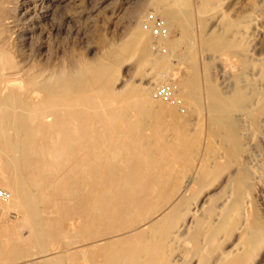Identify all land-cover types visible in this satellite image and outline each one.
Segmentation results:
<instances>
[{
    "label": "bare ground",
    "instance_id": "obj_1",
    "mask_svg": "<svg viewBox=\"0 0 264 264\" xmlns=\"http://www.w3.org/2000/svg\"><path fill=\"white\" fill-rule=\"evenodd\" d=\"M74 1L16 0L12 10L21 20L23 39L31 36L39 18H52L58 9L66 5L70 12L69 8ZM8 2L9 0H0V189L8 193L6 203L0 205V216L8 211L15 216L14 219L0 224V264H7L12 260L16 261L11 264H28L27 261L33 263L35 258H38L35 264L81 262L78 252L68 251L71 242L62 245L59 240L62 234L72 229L71 224L69 227L64 226L65 219L60 214L54 218L43 216L44 209L41 205L48 203H59L62 209L59 207L57 211L69 212L81 218L83 225L76 228L75 232L81 231L84 240L95 234L119 232L98 239L99 243L92 245L90 251L87 248L82 251V254H99L103 258L101 264H172L168 262L170 246L180 236L188 212L192 209L186 205L183 207L182 200L178 203L174 201L180 200L182 193L188 190L189 180L177 190L168 183V177L162 170L170 168L172 158L179 156L175 157L173 153L172 157H168L170 153L165 154L159 144L145 141L144 133L145 124L151 120L158 122V132H161L160 122L163 116L177 117L175 108L169 103L163 105V112L157 111L152 105V89L168 81L167 68L161 69L162 72L158 71L152 79L144 76L145 73L142 72L140 81L143 82L139 86L121 84L117 74L122 62L135 55H138L135 65L138 71L150 63L158 69V62L152 60L148 54V34L139 27L132 31L126 42L109 48L101 57L85 61H76L74 57H69L67 64L62 66L35 59L36 56L21 51L17 45L14 46V53H11L7 45L11 39L14 16L8 15ZM150 3L166 18L162 22L164 31L159 36L160 40L167 38L171 28L187 29L191 17L183 0H151ZM211 4L212 0L201 1L203 10H207ZM198 40L212 51L224 52V49L231 46L242 48L238 43L232 45L231 39L224 32L204 33ZM169 54H172L171 51ZM238 62L240 73L236 74L237 81L250 66L246 60L238 59ZM258 67L259 76L263 77L264 60ZM196 80L195 71L190 70L181 83L187 87ZM171 85L168 81L170 99L174 91L177 92ZM248 85L249 93L243 90L242 85L235 84L227 95L218 93L211 83L204 88L205 96L209 100L207 112L210 113V122L216 125L211 132L222 138V157L229 164L244 151L238 132L240 126L235 125V121L264 126V91L250 83ZM158 104L161 105L160 102ZM159 109L161 110L160 107ZM236 110L244 117L243 120L234 119L233 112ZM194 139L187 144L186 156L189 159L197 155ZM201 167L205 168L203 165ZM226 168L229 169V165ZM238 169L239 176L229 184L234 195L230 205L233 206L235 214L231 218L234 223L231 227L237 230L240 229L244 217L250 213V205L246 200L250 172L245 165ZM234 185L235 188L232 189ZM156 188L159 192L151 196L150 191ZM173 194L174 199L159 203ZM180 205L182 208L178 209ZM177 211L180 213L177 214ZM138 215L145 216L137 220ZM223 215V212L211 215V222L205 226V231L202 230V246L208 249L213 247L216 235L226 225V217L220 220ZM244 237H248L252 245L258 234L253 230ZM192 246H195L194 243ZM32 249L35 250L34 253H30ZM200 252L201 250L195 248L187 251L184 256L177 253V257L173 256V259L181 264H189L201 255ZM15 255L18 257L15 258ZM226 256H217L213 262L232 264L233 261H241L238 258L232 261ZM199 258H196V262L200 261Z\"/></svg>",
    "mask_w": 264,
    "mask_h": 264
},
{
    "label": "rangeland",
    "instance_id": "obj_2",
    "mask_svg": "<svg viewBox=\"0 0 264 264\" xmlns=\"http://www.w3.org/2000/svg\"><path fill=\"white\" fill-rule=\"evenodd\" d=\"M15 1L16 0H9L6 4L9 9L8 15L14 16L13 27L11 28V39L7 45L12 54L14 53V46L17 45L19 49L21 48V51L29 53L30 56H36L37 58L35 57V59H42V61L50 63L55 62V64L65 66L69 57H74L76 61L94 60L101 57L109 48L117 47L126 42L131 36L132 31L139 27L148 34V41L150 40V42H148L149 46L147 47L148 54L152 60L158 62V69L156 67L154 68L152 66L153 64L151 65L150 63L144 67L145 69L143 68L138 71L135 67L138 55H135L131 59H125L122 62L117 74L118 78L122 80H118L121 84L139 86L142 85L143 82L140 81L143 76L142 72L145 73L144 76L146 75L147 78L152 79L153 75L158 71L162 72V70L167 68L166 72L169 76L168 81L172 84L171 86H173V89H177V92L174 91L171 99H169L170 101L156 99L152 94V105L157 111H162L163 105L169 103L175 108L177 117L163 116L160 122L161 132H158V122L156 120H151L145 124L147 127L144 126V133L147 137V139L145 137V141L150 140L159 144L164 149L165 154L170 153L168 157H172L171 155L173 153L175 157L177 155L179 156V159L172 158L170 168H164L162 170L165 173L164 175L168 177V183L175 186V190H177L181 189L183 184L189 180L188 190L182 193V198L180 200L174 202L178 203L182 200L181 205H183V207L186 205L192 209L188 212L189 217L187 216L185 227L181 230L180 236L170 246L171 251L168 257L170 261L168 262L172 264H181L180 261H175L173 256L176 258L177 256L175 257V255L177 253L180 255L183 254L181 256H184L187 254V251L189 252L196 248L201 250L200 253L202 256L200 255V258L196 257L199 258L200 261L198 260V262H196L197 260L195 258V260L189 264H215L213 262L214 258L217 256V258H219V256L224 258L225 255H227V259L229 257V260L232 261L235 260V258L236 260L237 258L241 259V261L238 260V262L233 261L232 264H242V261L243 264H264V126H259V123L252 125L247 121H235V125L240 126L238 132L242 138L244 151L236 160L229 164L227 159L222 157V138L211 132L213 129L212 127L215 128L216 125L210 122V113L207 112L209 109V100L206 98L204 90L205 86L211 83L218 93L227 95L231 93L233 87L237 84L239 86L242 85L244 87L243 90L249 93L250 85L248 84L250 83L260 91H264V76H259L258 67L260 62L264 60V0H212V4L207 10L202 9V0H183L184 7L190 11L189 14L191 18L189 20V25L187 29L183 30L179 28L169 29L168 36L163 41L160 40V37L164 31L162 22L166 21V18L157 7H153L154 5L150 3L151 0H75L76 2L74 1L71 7L72 10L69 8L70 12L68 11V5H66V7H62L63 9L60 8L61 10L58 9L56 11L58 15L55 14L56 17H54V15L52 18H39L35 28L31 31L32 37L30 36L27 39H23L21 35V20L18 19L16 13L12 10ZM65 9H67V11ZM66 12L67 14H65ZM199 31L202 32L200 33ZM215 31H218V33L224 32L225 36L231 39L232 45L238 43L242 48L239 49L236 46H231L224 49V52L223 50H208L198 38L200 39V36L204 33L210 34ZM167 40L168 42L166 43ZM161 42H163V44H161ZM231 49L234 50L231 51ZM170 51L172 53L171 55L169 54ZM45 57L47 58L45 59ZM159 59L161 61H159ZM238 59L246 60L250 64L248 68L250 72L247 69L245 73L241 74L238 79L239 82L236 80V74L240 73ZM190 70L192 72L195 71L197 80L193 84L185 87L181 83V80ZM123 71L125 73H122ZM247 74L251 77H248ZM168 81H164L155 86L152 92L158 86H167ZM257 83L258 85H256ZM190 89L192 93H190ZM159 102L161 105L158 104ZM238 112L237 110L233 112L234 119L242 118L243 120L244 117L240 116L241 114L240 112L238 114ZM179 113L181 116H179ZM182 117L184 120H182ZM187 119H189V121ZM181 120L185 125L182 124ZM186 136L188 138H186ZM192 139L196 140L194 146L197 155L189 159L186 156L188 152L186 149L188 142ZM167 144L169 146H167ZM181 152L182 154H180ZM147 158L145 160H147ZM182 162L185 163L182 164ZM201 165L205 168H202ZM227 165H229V169L226 168ZM242 165L248 167L250 172L247 181L248 189L246 192V196H248L246 200L250 205V213L244 217L240 229L237 230L231 227L234 225L231 218L232 216L235 217V214L233 213V206L230 205V202L234 200V195L229 184L239 176L238 168L242 167ZM189 166L191 168H189ZM205 172H208V174H204ZM233 188H235V185L232 186V189ZM158 192V188L150 191L151 196L157 195ZM174 194L172 196H167L164 200H160L159 203L174 199ZM6 201L7 199L1 201L0 205H4ZM216 204L220 205L217 206ZM181 205L178 209L182 208ZM59 207L62 209L59 203L41 205V208L44 209L43 216L54 218L60 214L65 219L64 226L69 227L71 224L72 229H70L68 233L62 234L59 238L60 243L65 245L66 242H71L72 245L70 244V246H68V251L78 252L80 257L79 261H81L76 264H101L103 258L99 254H82V251L85 248L89 250L92 245L98 244V239L110 237L109 234L115 235L119 232L106 233L105 235L95 234L84 240L81 231L75 232L76 228L83 225V222L80 221L81 218L69 212H59L57 211ZM217 212H223L224 217H220V220L226 217V225L223 231H220L216 235L217 237L213 247L208 249V247L202 246V230L205 231L207 228L205 226H208L213 218L211 215ZM179 213L180 212L177 211V214ZM190 213H192V215ZM225 215H228V217ZM13 216L15 215L11 211L4 213L0 216V224L3 223V221L14 219ZM144 216L145 215H138L137 220ZM26 229H28V227H26ZM196 230H198V232ZM249 230H255L258 234V238L252 245L249 242V238L244 237L250 232ZM180 242L182 243L180 244ZM193 243L195 246H192ZM188 247L190 249H188ZM244 249L246 251H244ZM216 251L218 252L217 254ZM241 251H243V253ZM34 252L35 250L33 249L30 251V253ZM243 254H245V256ZM232 255L234 258H231ZM16 257H18V255H15V258ZM210 259H212V261ZM37 260L38 258H35L33 263L30 261L27 262L28 264H35ZM15 261L16 260L9 261L7 264L15 263ZM224 263L225 262H223V264Z\"/></svg>",
    "mask_w": 264,
    "mask_h": 264
},
{
    "label": "built area",
    "instance_id": "obj_3",
    "mask_svg": "<svg viewBox=\"0 0 264 264\" xmlns=\"http://www.w3.org/2000/svg\"><path fill=\"white\" fill-rule=\"evenodd\" d=\"M153 96L159 100H169L170 93L168 91L167 86H158L156 87L153 92ZM8 196V193L5 190L0 189V202L5 200Z\"/></svg>",
    "mask_w": 264,
    "mask_h": 264
}]
</instances>
